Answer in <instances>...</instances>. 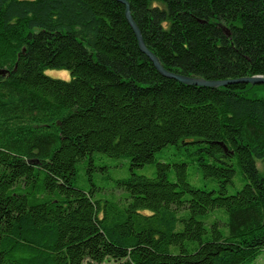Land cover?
Here are the masks:
<instances>
[{
    "label": "trees",
    "instance_id": "trees-1",
    "mask_svg": "<svg viewBox=\"0 0 264 264\" xmlns=\"http://www.w3.org/2000/svg\"><path fill=\"white\" fill-rule=\"evenodd\" d=\"M127 2L165 69L264 76V0ZM124 7L0 0V264H253L264 250V84L163 76ZM94 153L127 157L129 175L83 187L78 166L95 168ZM145 164L152 176L135 172Z\"/></svg>",
    "mask_w": 264,
    "mask_h": 264
},
{
    "label": "rangeland",
    "instance_id": "rangeland-1",
    "mask_svg": "<svg viewBox=\"0 0 264 264\" xmlns=\"http://www.w3.org/2000/svg\"><path fill=\"white\" fill-rule=\"evenodd\" d=\"M67 72L69 77L70 72L66 69H46L44 73L47 76H50L52 78H58L63 79L62 74L64 72ZM162 150H165L168 155H170V158H175L178 154V148L175 145H169L166 148H163ZM173 153H176L174 155ZM160 155V152L156 153L157 156ZM93 160L95 162V168L90 167L89 163L87 164H80L78 166V177L80 180H78V183H81L83 187H89L91 185V182L88 181L89 177L93 183L95 182L99 186H104L107 188H111L114 186L115 181L119 178L126 177L129 175V159L127 157H121V158H114V157H108L104 154L100 153H94L93 154ZM169 160V159H168ZM256 166L260 173L264 175V160H256ZM155 166L153 164H145L143 166H140L135 169V172L138 174H143L146 176H152L154 174ZM236 173L234 175V182L235 187H241L242 182L240 181V175L238 168L236 169ZM189 178L192 182H196L200 184V181H198V177L200 176L199 173H195V169L193 166H189L188 168ZM209 179V178H207ZM229 187L230 193L234 192V188ZM115 194H119V189H112ZM222 219L225 221V216L222 213L221 214ZM224 217V218H223ZM253 264H264V250H262L261 254L256 258V260L253 262Z\"/></svg>",
    "mask_w": 264,
    "mask_h": 264
},
{
    "label": "water",
    "instance_id": "water-1",
    "mask_svg": "<svg viewBox=\"0 0 264 264\" xmlns=\"http://www.w3.org/2000/svg\"><path fill=\"white\" fill-rule=\"evenodd\" d=\"M124 4V14L126 19L128 20L138 42V46L140 50L151 60L156 70L162 74L165 77L176 79L182 83L185 84H192V85H199V86H207V87H219V86H226L228 84H235V83H250V84H264V76L263 75H253V76H242L237 78H228V79H221V80H207L203 78L198 77H191V76H185L182 74H178L175 72H171L167 69H165L158 58L146 47L141 32L133 20L129 4L127 0H117ZM6 70L0 69V74H5Z\"/></svg>",
    "mask_w": 264,
    "mask_h": 264
},
{
    "label": "clouds",
    "instance_id": "clouds-1",
    "mask_svg": "<svg viewBox=\"0 0 264 264\" xmlns=\"http://www.w3.org/2000/svg\"><path fill=\"white\" fill-rule=\"evenodd\" d=\"M62 78L66 82H70L71 81V78L69 77V75H68V73L66 71L62 74Z\"/></svg>",
    "mask_w": 264,
    "mask_h": 264
}]
</instances>
